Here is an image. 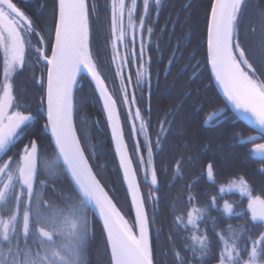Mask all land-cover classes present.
<instances>
[{"label": "snow or ice", "instance_id": "snow-or-ice-1", "mask_svg": "<svg viewBox=\"0 0 264 264\" xmlns=\"http://www.w3.org/2000/svg\"><path fill=\"white\" fill-rule=\"evenodd\" d=\"M142 4L137 24L138 0H130V3L111 0L112 62L117 65L116 75L121 81L122 103L129 106L132 132L137 136L144 134L143 144H136L138 167L134 168L124 141L116 99L106 86L90 46V16L96 12L95 2L90 6L89 0H55L53 25L45 33L15 0H0V52L3 54L0 264H88L85 253L94 227L89 219L90 211L98 214L102 221L110 252L109 264H155L151 238L154 219L150 220L147 204L158 203L154 147L161 145L166 121L160 122V132L153 141L148 133L149 123L144 120L140 108L136 107L134 115L131 114V106L137 104V98L134 92L129 95L124 75L125 67L138 64L137 85L147 80L150 87L151 58L146 59L144 34L147 33L150 42L154 30L146 24L150 23L147 17L152 0H142ZM154 4L158 10L161 0H154ZM247 5L248 0H209L206 58L226 105L231 106L239 121L259 133L246 138L237 134L236 141L240 145L251 144L249 155L264 163V143L258 142L264 140V60L250 58L240 39V25ZM158 15L157 11V18ZM137 33L140 38L138 55L135 50ZM129 34L132 37L131 53L126 41ZM120 45L124 46L123 56L119 52ZM30 48L36 54V63H43L46 70V82L43 74L37 82L43 89L40 105L46 106L47 113L43 127L51 134L49 148L52 151L49 155L38 139H30L15 156H8L33 119L21 109L14 84L15 76L27 63ZM172 59H175L174 55ZM82 70H86L95 82V90L103 101L119 168L135 210V219L131 223L117 206L107 184L94 171L90 158L95 157L86 154L87 136L78 134L74 122V88ZM127 82L131 85L130 76ZM219 115L213 112L207 120L218 119ZM135 121H139V128ZM182 166L183 159L177 160L175 172L178 176ZM139 169L143 170L145 181L150 178L151 190L146 197L141 192ZM205 173L207 179L214 182L213 163H207ZM61 176L68 181L67 185L60 183ZM226 191H238L246 197L244 213L235 211L229 202L222 207L226 216L239 217L245 224L234 227L229 223L227 229L214 233L220 244L216 264H264V195L254 194L244 177L230 181L227 188L221 185L219 194L222 196ZM194 199L189 185L191 208L186 217L178 215L174 218L177 228L189 233L183 247L173 252L175 264H189L188 254L196 264H207L204 258L212 248L208 231L201 230V222L206 223L208 207L217 206V196L213 195L210 204L204 208L192 203Z\"/></svg>", "mask_w": 264, "mask_h": 264}, {"label": "trees", "instance_id": "trees-1", "mask_svg": "<svg viewBox=\"0 0 264 264\" xmlns=\"http://www.w3.org/2000/svg\"><path fill=\"white\" fill-rule=\"evenodd\" d=\"M187 1L171 2V7L167 12L166 10L163 12L158 23L154 22L153 12H149L147 17L150 23H147L146 27H152L154 30L150 42L147 33L144 34L146 59L151 58L150 99L147 88H143V84L136 83L135 74L138 64L124 68L125 85L128 87L129 95L134 92L137 98V104L131 106V114L134 115L136 107L140 108L144 120L149 123L148 133L153 141L160 132V122L166 121L164 123L166 131L162 135L161 145L159 148L154 147V163L159 180L158 190L155 192L158 203L147 204L150 220L154 219L151 238L155 264H175L173 252L183 247L185 237L189 235L174 224L176 216L186 217L187 211L191 208L188 201L189 185L191 195L195 197L192 203L201 208L210 204L213 195L218 199L215 208L208 207L206 223L201 222V230H207L212 241L211 251L204 258L207 264H216V256L220 248L214 233L227 229L229 223L234 227L245 224V220L239 217L226 216L222 212V207L225 202H229L233 204L235 211L244 213L247 207L246 197H242L238 191H226L221 196L220 186L224 185L227 188L230 181L244 177L254 194L264 195V171H262L264 163L249 155L251 144L240 145L235 139L237 134L246 138L253 135L254 131L232 113L218 93L210 74L206 58V20L209 0H192L187 9L181 10L180 8L184 7ZM15 2L36 25L43 27L45 33L48 32L53 25L55 0H15ZM93 2L96 12L90 16L91 50L93 56L97 58L102 77L120 109L126 141L134 166L137 168L136 144H143L144 134L137 136L132 132L133 121L129 114V106L122 103L121 81L116 75L117 65L112 62L111 7L109 6L111 0L107 2L89 0L90 6ZM139 17L136 20L137 24ZM176 37L186 38L184 52L177 53L171 70L165 78L163 74L176 47ZM240 39L250 58L264 60V0H248L247 10L240 25ZM126 41L128 52L131 53L133 50L131 35ZM33 44L35 45V38ZM181 45L182 43L180 47ZM139 46L140 38L137 33L135 42L137 55ZM119 52L124 55L123 45L119 48ZM2 55L0 52V80H2ZM32 62L36 65V78L32 76ZM199 69L201 70L198 76L192 78ZM41 74L44 75L46 82L43 63H36V54L30 48L27 63L15 76L14 84L21 109L25 114H31L33 119L25 127L15 146L8 152V156H15L30 139H38L42 148L51 155L52 150L49 148L51 136L43 127L47 120L46 106L42 108L40 105L43 89L37 82ZM158 74L159 79L155 87L154 82ZM129 76L132 80L131 85L127 82ZM213 112L219 113V118L208 121L207 117ZM135 124L139 128V121H135ZM76 126L79 135L87 136L86 154L90 157L94 155L95 158H90V163L94 165L98 178L107 184L117 206L125 217L133 222V209L123 180V172L119 168V157L115 152L107 115L97 90L85 76L81 78L76 94ZM258 142L264 143V140ZM144 155L146 157V153ZM181 159H183L182 173L178 176L175 166L176 161ZM207 163L214 165L215 180L212 183L208 181L205 173ZM41 179L44 177L41 176ZM138 180L146 197L151 190L150 178L145 181L143 170L139 169ZM60 183L67 185L68 181L61 176ZM89 219L94 227L85 259L88 264H109L110 252L107 249L103 227L92 211L89 212ZM188 255L189 264H196L190 258V254Z\"/></svg>", "mask_w": 264, "mask_h": 264}, {"label": "flooded vegetation", "instance_id": "flooded-vegetation-1", "mask_svg": "<svg viewBox=\"0 0 264 264\" xmlns=\"http://www.w3.org/2000/svg\"><path fill=\"white\" fill-rule=\"evenodd\" d=\"M191 1H192V0H188L187 3L184 5V7L180 8V9H181V10H185V9H187ZM105 2H107V0H105ZM126 2H129V3H130V0H126ZM171 2H174V0H161L160 8L157 10L156 7H155V4H154V0H152V6L150 7V11H149V12H151V13L153 12V16H154L153 18H154V22H155V23H158L160 17L163 16V12H164L165 10H166V12H167L168 8L171 7ZM109 6L111 7V3L109 4ZM110 7H109V8H110ZM142 7H143L142 0H138V10H137V15H136V20H137L138 16H140V12H142ZM175 7H176V4H175ZM157 11L159 12L158 18H157ZM157 20H158V22H157ZM167 22H168V21H167ZM125 24H127V20H125ZM130 35H131V34H129L128 37H130ZM179 36H180V35H179ZM128 37H127V38H128ZM127 38H126V39H127ZM175 39L177 40V41H176V47H175V49H174V51H173V53H172V56H171L170 60L172 59L173 55H174L175 58H176L178 52L183 53V52H184V48H185V45H184V42L186 41V38H185V37H182L181 39H178V38L176 37ZM181 43H182V45H181V47H180V44H181ZM121 46H122V45H120L119 48H120ZM179 49H180V51H179ZM170 60H169V62H170ZM174 60H175V59H174ZM174 60H173V62H174ZM169 62H168V64H169ZM173 62H172V64H171V67H172V65H173ZM167 67H168V65H167ZM167 67H166V69H165V71H164V74H163V76H164L165 78L168 76V74H169V72H170V70H171V67H170L169 71L166 72V71H167ZM200 70H201V69H199L197 72H195V73L193 74L192 78H196V77L198 76V74L200 73ZM158 79H159V74L157 75V78L155 79V82H154V86H155V87L157 86ZM144 87L147 88V91H148V98L150 99V93H151V90H152V81H150V87H149V83L146 84V80H145L144 83H143V88H144ZM208 181H209V180H208ZM209 182L212 183L213 181H209Z\"/></svg>", "mask_w": 264, "mask_h": 264}, {"label": "water", "instance_id": "water-1", "mask_svg": "<svg viewBox=\"0 0 264 264\" xmlns=\"http://www.w3.org/2000/svg\"><path fill=\"white\" fill-rule=\"evenodd\" d=\"M172 62H173V59H171V64H172ZM208 66H209L210 74H211V77H212V81H213V83H214V85H215V87H216L218 93L220 94V96L222 97V99H223L224 102H225V99H224V96H223L222 89H221V88L219 87V85H217L216 82H215V78H214V76H213L212 73H211V66H210L209 64H208ZM170 67H171V66H170ZM170 67H169V64H168V67H167V71H166V72L169 71ZM83 76L87 77V78L90 80V82H91V83L94 85V87H95V82L92 81L91 77L86 73V70H82L81 73H80V74L78 75V77H77V83H76L75 88H74V97H75L74 122H75V125H76V94H77V89H78L79 86H80L81 78H82ZM106 86H107V84H106ZM107 88H108V86H107ZM108 90H109V88H108ZM97 92H98V91H97ZM109 92H110V90H109ZM110 93H111V92H110ZM98 94H99V92H98ZM111 94H112V93H111ZM101 101H102V99H101ZM225 103H226V102H225ZM102 104H103V101H102ZM227 106H228L229 109L232 111V113L237 117L235 111L231 108V106H229V105H227ZM117 109H118V114H119V118H120L121 126H122V129H123L124 141H125V144H126V146H127V150H128V152H129V154H130V150H129V147H128V143H127V141H126L125 132H124V127H123V122H122L121 113H120V109H119V107H118V104H117ZM46 118H47V113H46ZM243 123H244V122H243ZM245 124H246V123H245ZM247 126H248V125H247ZM76 127H77V126H76ZM248 127L254 131V134L251 135V136L259 135V133H258L256 130H254L251 126H248ZM49 133H50V132H49ZM50 136H51V134H50ZM130 156H131V154H130ZM131 158H132V157H131ZM254 158H255V159H259L258 157H255V156H254ZM132 162H133V160H132ZM133 167L135 168L134 163H133ZM125 186H126V189H127V184H126V182H125ZM141 192H142V190H141ZM128 196H129V199H130V202H131V197H130V195H128ZM131 205H132V204H131ZM132 209H133V214H134V219H135V210H134L133 207H132ZM92 212H93V214L96 216V218L98 219V221L101 223V225H102V227H103L102 221L100 220L98 214L94 213V211H92ZM105 236H106V235H105Z\"/></svg>", "mask_w": 264, "mask_h": 264}, {"label": "rangeland", "instance_id": "rangeland-1", "mask_svg": "<svg viewBox=\"0 0 264 264\" xmlns=\"http://www.w3.org/2000/svg\"><path fill=\"white\" fill-rule=\"evenodd\" d=\"M90 33H91V31H90ZM90 44H91V35H90ZM31 66H32V68H33V72H32V76L34 77V78H36V74H37V70L35 69L36 68V65H35V63L34 62H32L31 63ZM126 218V217H125ZM127 219V218H126ZM130 222V221H129ZM131 223V222H130ZM151 237H152V235H151Z\"/></svg>", "mask_w": 264, "mask_h": 264}]
</instances>
